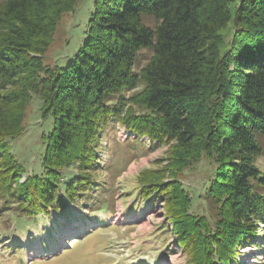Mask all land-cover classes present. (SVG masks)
<instances>
[{"label":"trees","instance_id":"obj_1","mask_svg":"<svg viewBox=\"0 0 264 264\" xmlns=\"http://www.w3.org/2000/svg\"><path fill=\"white\" fill-rule=\"evenodd\" d=\"M80 1L0 3V222L55 221L71 204L113 212L100 207L97 178L104 136L119 125L135 142L170 144L128 196L133 209L163 205L168 236L189 264H240L250 246L264 254V0H95L74 59L47 67L59 17ZM145 50L152 56L138 70ZM34 96L53 129L43 136V172L29 175L11 142L26 132ZM205 158V182L193 194L181 176ZM195 196L208 214L193 212Z\"/></svg>","mask_w":264,"mask_h":264},{"label":"rangeland","instance_id":"obj_2","mask_svg":"<svg viewBox=\"0 0 264 264\" xmlns=\"http://www.w3.org/2000/svg\"><path fill=\"white\" fill-rule=\"evenodd\" d=\"M94 2L82 0L77 3L76 12L72 10L59 17L44 58L47 67L56 65L64 68L74 59L87 39ZM231 9H234V4ZM146 22L154 26L152 19ZM218 33L225 38L228 29H221ZM151 56L150 50L142 52L138 70ZM41 107V99L34 96L26 132L11 142L12 152L29 175L43 172L42 160L46 149L43 136L53 129V117L43 120ZM146 145L120 139L119 130L116 131L112 125L102 142V173L97 179L104 189L100 196L104 204L100 207L114 208V211L91 212L90 208L71 204L67 214L53 213L55 221L42 219L33 222L12 216L9 224L0 222V264H189L176 240L168 236L167 230L171 225L162 204L147 201L139 209L131 207L136 198L135 195L130 198L128 193L133 192L138 177L146 170L159 167V161L166 157L170 147V144L158 148L149 146L150 151H146L143 150ZM207 165L205 158L195 170L181 176L191 193L196 194L202 188ZM257 166L264 172V156L257 161ZM70 174L73 177L77 171L73 168ZM25 178L23 176V180ZM97 208L98 203L93 205V209ZM192 210L196 214L208 212L204 200L197 196ZM23 226L30 227L31 232L20 231ZM6 235L12 237L10 243L5 242ZM240 264H264V254L250 246L243 250Z\"/></svg>","mask_w":264,"mask_h":264},{"label":"built area","instance_id":"obj_3","mask_svg":"<svg viewBox=\"0 0 264 264\" xmlns=\"http://www.w3.org/2000/svg\"><path fill=\"white\" fill-rule=\"evenodd\" d=\"M120 132V139L126 140L128 138H136V136L132 133L127 132L124 128L118 127ZM124 134V135H123ZM144 141L147 142L148 146H152V143L149 138H144Z\"/></svg>","mask_w":264,"mask_h":264}]
</instances>
